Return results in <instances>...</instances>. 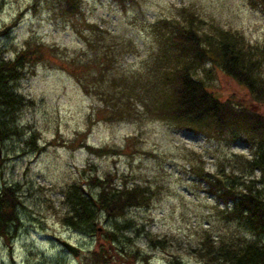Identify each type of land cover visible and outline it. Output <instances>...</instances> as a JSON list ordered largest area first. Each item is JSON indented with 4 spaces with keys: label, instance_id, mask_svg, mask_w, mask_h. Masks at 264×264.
<instances>
[{
    "label": "rangeland",
    "instance_id": "obj_1",
    "mask_svg": "<svg viewBox=\"0 0 264 264\" xmlns=\"http://www.w3.org/2000/svg\"><path fill=\"white\" fill-rule=\"evenodd\" d=\"M81 8L66 15L54 0H0V27L15 21L0 34V55L12 56L29 38L58 48L44 54L51 61L40 59L29 72L23 68L13 82L24 102L14 113L17 133L0 142V186L16 184L22 205L16 230L0 234V264H85L91 250L101 246L109 253L97 264H202L195 247L203 229L217 238L241 228L224 220L223 205L194 180L191 164L201 156L209 171L221 162L226 171L231 164L239 167L238 154L249 153L246 144L228 132L212 130L207 138L154 118L139 98L132 115L119 117L100 98L103 89L123 88L125 73L143 75L151 68L163 28L155 24L163 19L183 20L194 12L208 34L229 30L256 47L264 44V11L248 0H82ZM107 46L117 51L115 66L100 85L88 88L98 68L95 56L103 58ZM71 67L76 74L68 73ZM195 73L223 99L233 96L260 107L219 68L206 63ZM84 143L115 151L95 155ZM107 171L119 176L117 185L122 178L149 186L150 205L130 208L119 219L100 215L95 235L63 225L59 216L67 187L84 174ZM252 174L259 176L256 169ZM115 224H128L123 230L128 239L122 236L121 245L104 238ZM242 235L250 238L245 231ZM152 236L163 240L162 246H152ZM61 238L77 246L79 254L66 251Z\"/></svg>",
    "mask_w": 264,
    "mask_h": 264
},
{
    "label": "trees",
    "instance_id": "obj_2",
    "mask_svg": "<svg viewBox=\"0 0 264 264\" xmlns=\"http://www.w3.org/2000/svg\"><path fill=\"white\" fill-rule=\"evenodd\" d=\"M54 1L66 15L82 10V0ZM119 1L123 4L124 0ZM248 2L264 11V0ZM185 15L183 20L163 19L160 24H155L158 30L163 28L159 32V50L151 68L143 75L125 73L123 81L126 85L119 90L118 85L111 91L103 89L100 100L103 106H111L113 115L124 118L133 114L135 98H139L143 101V109L153 113L154 118L171 121L191 130L194 135L203 133L209 138L213 130L228 132L233 138L243 140L250 154H238L239 167L231 164L226 171L221 162L216 170L209 171L201 156H197L199 163L191 164L194 180L223 205L219 213L224 220L235 222L238 229L241 228V233L224 232L217 238L213 231L203 229L195 254L202 264H264V44L251 46L239 34L229 30L208 34L200 29L194 12ZM14 23V20L5 23L0 27V34H6ZM94 29L99 31L96 26ZM57 49L54 45L45 46L42 41L29 38L12 56L0 55V142L17 133L14 113L24 102L13 82L22 74L23 68L27 67L29 72L40 59L51 61L44 54ZM116 52L112 46H107L101 53L105 60L95 56L98 68L93 70L90 84L86 83L88 88L100 85V78L112 72L117 61ZM206 63L238 81L260 107L243 103L233 96L223 99L220 93L211 90L199 76H195L197 68H204ZM67 70L71 75L76 74L72 67ZM86 84H83L84 88H87ZM83 146L95 155L115 151L88 143ZM255 169L259 174L257 178L252 174ZM118 178L111 171L103 176L87 173L69 185L64 191L65 210L59 216L62 224L74 231L95 235L101 228L100 215L104 219H119L130 208L150 205L149 186L128 184L122 178L117 185ZM17 188L16 184L0 186V234L5 237L12 234L18 224L17 210L22 203ZM127 225L110 226L104 238L110 244L121 245L123 238L128 239L123 234ZM244 231L250 234V238L242 235ZM61 239L59 242L63 246ZM150 242L156 247L163 244V240L155 236L150 237ZM107 253L109 251L101 246L100 251L91 250L84 262L97 264L106 261Z\"/></svg>",
    "mask_w": 264,
    "mask_h": 264
},
{
    "label": "water",
    "instance_id": "obj_3",
    "mask_svg": "<svg viewBox=\"0 0 264 264\" xmlns=\"http://www.w3.org/2000/svg\"><path fill=\"white\" fill-rule=\"evenodd\" d=\"M61 243L63 244L64 248L68 251L71 252L72 254H74V256H77L79 254V248L75 245H73V243H71L70 241L67 242L65 240L61 239Z\"/></svg>",
    "mask_w": 264,
    "mask_h": 264
},
{
    "label": "bare ground",
    "instance_id": "obj_4",
    "mask_svg": "<svg viewBox=\"0 0 264 264\" xmlns=\"http://www.w3.org/2000/svg\"><path fill=\"white\" fill-rule=\"evenodd\" d=\"M84 235H86V234H84ZM111 255V254H110ZM111 257V256H110ZM111 260V259H110Z\"/></svg>",
    "mask_w": 264,
    "mask_h": 264
}]
</instances>
